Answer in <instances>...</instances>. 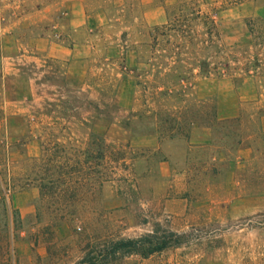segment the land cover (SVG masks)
Masks as SVG:
<instances>
[{
  "label": "rangeland",
  "instance_id": "rangeland-1",
  "mask_svg": "<svg viewBox=\"0 0 264 264\" xmlns=\"http://www.w3.org/2000/svg\"><path fill=\"white\" fill-rule=\"evenodd\" d=\"M62 1L0 0V22L67 26L80 48L27 63L32 98L0 81V199L22 219L11 264H77L88 241L155 230L178 245L141 264H264V0ZM194 8L215 18L212 43ZM171 13L204 40L175 49L188 66L149 36ZM167 62L190 80L168 88Z\"/></svg>",
  "mask_w": 264,
  "mask_h": 264
},
{
  "label": "trees",
  "instance_id": "trees-1",
  "mask_svg": "<svg viewBox=\"0 0 264 264\" xmlns=\"http://www.w3.org/2000/svg\"><path fill=\"white\" fill-rule=\"evenodd\" d=\"M191 15L195 16L193 19L204 20L205 24H209L208 33L213 42L212 36L218 35L216 21L213 16H208L201 12L199 8H194ZM182 15L178 13H171L168 18V23L156 27L150 32L149 36L155 43L154 46H159L162 52L163 60L173 59L176 56L174 63L190 64L185 59H180L181 53L175 49L183 48V41L191 42L197 40L198 44L204 42L200 41L198 33L195 34L192 29L187 28L184 21H182ZM186 20V19H185ZM205 33V34H206ZM162 37V40H158ZM161 43H164L162 45ZM197 44V45H198ZM162 45V46H161ZM173 61V60H172ZM171 64L167 62L164 65V71H159L165 78L166 86L171 87L175 85H183L192 77V71L188 68L180 69L177 67H171ZM197 69L200 75H206L209 73V64L203 60L200 61ZM165 94H170L169 91ZM10 191V189H8ZM0 217L5 218L4 231L6 234L5 239V259L1 264H11L10 248L11 241L9 238V218L12 224L15 226L21 225V215L17 210H11L6 204V199H0ZM102 240L98 242L88 241L83 248V256L77 262V264H141L143 261L150 259L156 254H160L165 249L173 248L178 245V235L175 233H165L164 231L155 230L152 234H144L137 238H124V237H109L104 236ZM1 249V248H0ZM49 253V250H48ZM50 254V253H49ZM38 261H46L44 258H38Z\"/></svg>",
  "mask_w": 264,
  "mask_h": 264
},
{
  "label": "crops",
  "instance_id": "crops-1",
  "mask_svg": "<svg viewBox=\"0 0 264 264\" xmlns=\"http://www.w3.org/2000/svg\"><path fill=\"white\" fill-rule=\"evenodd\" d=\"M62 3L69 7L79 9V0H63ZM54 1L51 3V6ZM33 16H22L13 20L0 22V81L3 88L4 98H32L34 79L27 72L29 61H39L40 57H61L68 59L78 57L79 47L77 44L65 46L67 39H73L72 30L67 26L64 34L61 28L54 31L51 25L48 29L36 32ZM56 29V28H55ZM57 32L58 35H55ZM31 59V60H30ZM25 84L24 96L14 97L15 88ZM20 95V92L17 91ZM21 118L19 114L12 113L6 120L10 123L15 118Z\"/></svg>",
  "mask_w": 264,
  "mask_h": 264
}]
</instances>
